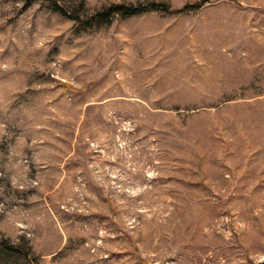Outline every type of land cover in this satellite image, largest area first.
Wrapping results in <instances>:
<instances>
[{
    "label": "rangeland",
    "instance_id": "rangeland-1",
    "mask_svg": "<svg viewBox=\"0 0 264 264\" xmlns=\"http://www.w3.org/2000/svg\"><path fill=\"white\" fill-rule=\"evenodd\" d=\"M0 264H264V0H0Z\"/></svg>",
    "mask_w": 264,
    "mask_h": 264
},
{
    "label": "trees",
    "instance_id": "trees-1",
    "mask_svg": "<svg viewBox=\"0 0 264 264\" xmlns=\"http://www.w3.org/2000/svg\"><path fill=\"white\" fill-rule=\"evenodd\" d=\"M200 4H195V5H184L179 11H184L187 10L188 8H196ZM159 5L155 2H147V3H138L135 5H124V4H111L107 6L106 8L96 11L94 14L85 17V19L81 20L84 24L87 26H90L92 24H97L100 22H106L112 18L114 15H120L121 17H126V16H132V15H137L141 13H145L148 11H153V10H159V11H166L168 10L167 7ZM78 19V18H76ZM2 244H5L4 241H1Z\"/></svg>",
    "mask_w": 264,
    "mask_h": 264
}]
</instances>
